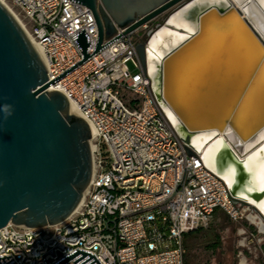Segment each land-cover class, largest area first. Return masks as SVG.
I'll use <instances>...</instances> for the list:
<instances>
[{"label":"water","instance_id":"water-1","mask_svg":"<svg viewBox=\"0 0 264 264\" xmlns=\"http://www.w3.org/2000/svg\"><path fill=\"white\" fill-rule=\"evenodd\" d=\"M76 1L95 18L94 52L104 36L115 32L113 22L128 25L124 33L151 25L135 49L156 102L188 154L199 153L192 143L195 135H210L204 149L221 142L204 164L224 180L233 202L251 206L264 221L257 206L264 191L254 186L244 165L249 154L264 146V31L245 12L246 0ZM255 11L264 21V12ZM176 13L193 22L194 31L169 23ZM163 28L186 36L160 56L150 75L146 45ZM77 41L83 54L80 65L90 53L84 33ZM75 67L50 80L35 47L0 1V228L8 222L40 227L62 221L90 180V126L69 112L62 91L47 89ZM5 104L12 106L7 118ZM229 167L230 185L224 178ZM70 259L75 264H101L94 253L77 247L53 264ZM0 264L16 263L7 254L0 255Z\"/></svg>","mask_w":264,"mask_h":264},{"label":"built area","instance_id":"built-area-1","mask_svg":"<svg viewBox=\"0 0 264 264\" xmlns=\"http://www.w3.org/2000/svg\"><path fill=\"white\" fill-rule=\"evenodd\" d=\"M0 1L42 50L50 80L76 65L54 84L93 132L91 176L74 210L40 227L8 222L0 228V255L16 264H53L77 247L101 264H185V235L209 227L216 210L235 222L261 219L251 206L231 200L199 153H187L156 102L135 49L151 25L124 33L128 25L113 22L115 32L94 52L95 18L76 0ZM80 32L90 56L78 65ZM257 226L240 229L241 247L264 232Z\"/></svg>","mask_w":264,"mask_h":264},{"label":"rangeland","instance_id":"rangeland-1","mask_svg":"<svg viewBox=\"0 0 264 264\" xmlns=\"http://www.w3.org/2000/svg\"><path fill=\"white\" fill-rule=\"evenodd\" d=\"M127 64L133 71L131 62ZM243 227H247V231H256L258 226L249 223L248 219L232 221L223 214L206 229L190 233L185 239V264H239L244 259L251 263L264 259L255 240L250 241L247 237L244 243L248 246H240L244 237L240 229ZM259 244L264 246V240Z\"/></svg>","mask_w":264,"mask_h":264},{"label":"bare ground","instance_id":"bare-ground-1","mask_svg":"<svg viewBox=\"0 0 264 264\" xmlns=\"http://www.w3.org/2000/svg\"><path fill=\"white\" fill-rule=\"evenodd\" d=\"M206 1L218 2V3L221 2L220 0H206ZM246 8H247V11L245 10ZM255 8L256 9L258 8L262 12H264V6H262L259 3V0L255 1L254 5L245 7L244 10L249 16L252 17L254 25L257 26L262 31H264V21H262V18L257 14L256 11L253 12V9H255ZM168 22L174 24L175 26H180V27L184 28L186 32H190V31H188L189 27L194 29V23L187 20L182 14H179V13L171 15L168 18ZM185 36H186L185 34H176V33L170 32L166 28H163V29L157 31L154 35L151 36V38L149 39V41L146 45V47H147V49H146V65H147L148 73L150 75H153L155 73L156 63L158 62L160 56H162L164 53L168 52L171 47H173L174 45H176L177 43H179L182 40L181 37L184 38ZM33 46L35 47L39 57L41 58V60L44 63L45 59H44V55H43L42 50L39 48V46L37 44H33ZM47 89L48 90H52V89L59 90L58 87L54 83H52ZM69 112L72 114L80 116L79 112L76 109V106L71 101H69ZM90 130H91V136L93 137V132H92L91 127H90ZM209 136L210 135L207 136V134H198L192 138L193 145L195 146L196 150L199 151V154H200L202 160L207 164H208L209 160L212 159L214 153L219 149V147L221 145L220 141H214L209 146H207L206 149H204V142L208 139ZM261 148H264V146H262ZM259 150L260 149L255 150L254 152L249 154L244 159V165H245V161L248 159V157L254 156L257 152H259ZM246 169H248V168L246 167ZM251 176H252V180H254V177L252 174H251ZM232 177H233V169L231 167H229L226 170L225 175H224V178H225L226 183L228 185H230V183L232 181ZM254 186L258 190H260L258 184H254ZM257 206H258L259 210H261V212L264 213V199H261L257 203ZM251 218H252V216H250V219ZM252 221H255L259 225L260 229H264V223H262L261 219L257 220L254 217V219Z\"/></svg>","mask_w":264,"mask_h":264},{"label":"snow or ice","instance_id":"snow-or-ice-1","mask_svg":"<svg viewBox=\"0 0 264 264\" xmlns=\"http://www.w3.org/2000/svg\"><path fill=\"white\" fill-rule=\"evenodd\" d=\"M246 3L251 6L252 0H246ZM259 3L264 6V0H259ZM245 10L247 11V8ZM253 12H255V9H253ZM193 30L191 27L188 28L190 32ZM261 139H264V137H261ZM245 166L254 177L252 183L258 184L260 191H264V148H261L254 156H249L245 161Z\"/></svg>","mask_w":264,"mask_h":264},{"label":"crops","instance_id":"crops-1","mask_svg":"<svg viewBox=\"0 0 264 264\" xmlns=\"http://www.w3.org/2000/svg\"><path fill=\"white\" fill-rule=\"evenodd\" d=\"M226 215L224 212H222L221 210H216L214 213H213V216H212V222H211V224L215 221V220H217L218 218H220L222 215ZM252 220L254 219L253 217L251 218ZM193 233V232H192ZM190 234V233H189ZM189 234H186L185 235V239H186V237L189 235ZM259 235V236H261V237H264V232H259L258 234H255V237H252V238H249L248 237V239L251 241H256V245H258V247H259V251L262 253V257H264V246H260V244H259V242L256 240V237ZM185 239H184V245H185ZM248 240V241H249ZM248 246V245H247ZM256 249H258V248H256ZM242 262V263H241ZM239 264H264V259H262V260H260V261H258V262H253V263H251V262H249V261H247V260H242Z\"/></svg>","mask_w":264,"mask_h":264},{"label":"clouds","instance_id":"clouds-1","mask_svg":"<svg viewBox=\"0 0 264 264\" xmlns=\"http://www.w3.org/2000/svg\"><path fill=\"white\" fill-rule=\"evenodd\" d=\"M2 110L5 113V118L12 115V106L11 105H7V104L3 105Z\"/></svg>","mask_w":264,"mask_h":264}]
</instances>
